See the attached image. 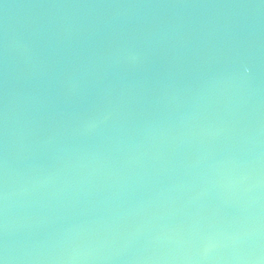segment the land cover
<instances>
[{
	"label": "water",
	"instance_id": "water-1",
	"mask_svg": "<svg viewBox=\"0 0 264 264\" xmlns=\"http://www.w3.org/2000/svg\"><path fill=\"white\" fill-rule=\"evenodd\" d=\"M0 264H264V0H0Z\"/></svg>",
	"mask_w": 264,
	"mask_h": 264
}]
</instances>
